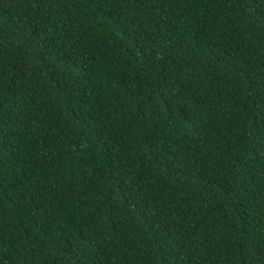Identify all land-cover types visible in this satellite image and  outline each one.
<instances>
[{
  "label": "trees",
  "instance_id": "obj_1",
  "mask_svg": "<svg viewBox=\"0 0 264 264\" xmlns=\"http://www.w3.org/2000/svg\"><path fill=\"white\" fill-rule=\"evenodd\" d=\"M0 264H264V0H0Z\"/></svg>",
  "mask_w": 264,
  "mask_h": 264
}]
</instances>
